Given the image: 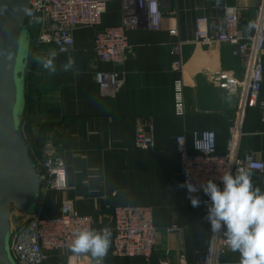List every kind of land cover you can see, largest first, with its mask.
<instances>
[{
    "label": "crops",
    "instance_id": "1",
    "mask_svg": "<svg viewBox=\"0 0 264 264\" xmlns=\"http://www.w3.org/2000/svg\"><path fill=\"white\" fill-rule=\"evenodd\" d=\"M259 1L163 0L159 30L140 25L128 32L129 48L119 65L97 60L90 29L74 31V47L67 54H59L51 46H37L41 58H52L50 54L55 53V71L38 64L31 79L28 109V65L21 130L23 125L28 128L30 148L61 156L67 169L66 192L41 194L39 210L56 216L61 202L68 200L79 216L91 220V229L108 227L111 232L116 207H148L153 213L155 245L150 260L114 258L110 245L103 264H198L210 229L201 221V205L192 207L184 189L177 187L183 180L176 138L184 136L190 145L193 133L213 132L218 154L229 153L241 89L217 88L213 80L221 74L242 82L243 67L232 46L197 44L195 21L219 18L226 8L237 7L241 12L238 28L250 36L255 33ZM101 21L103 27L119 25L120 4L110 2ZM174 46L180 47V72L173 69ZM31 47L30 42L29 62ZM70 58L75 63L64 70ZM261 62L259 101L246 111L236 151L239 155L251 153L264 164V56ZM97 72L119 73L122 88L102 95L94 79ZM176 81L182 82V116L174 110ZM138 127L152 133V151L135 149ZM252 184L264 193V170L252 172ZM199 197L203 201V195ZM173 220L180 230L169 234L166 230ZM87 259L95 262L90 253L77 254L70 249L54 262L76 264ZM240 259L238 251L230 250L220 264H240Z\"/></svg>",
    "mask_w": 264,
    "mask_h": 264
},
{
    "label": "built area",
    "instance_id": "2",
    "mask_svg": "<svg viewBox=\"0 0 264 264\" xmlns=\"http://www.w3.org/2000/svg\"><path fill=\"white\" fill-rule=\"evenodd\" d=\"M116 1L121 7V21L117 26L103 27L102 16L107 5ZM163 0H31L30 9L34 16L27 15L26 21L36 24L38 46H51L59 54H67L74 47L73 33L76 29L94 31V53L100 63L119 65L124 62L129 45L128 32L144 25L150 31H157L162 21L161 2ZM43 18L35 22V18ZM241 12L237 7H228L219 18L199 17L195 21L194 41L204 46L228 44L233 54L242 59L243 80L237 82L224 78L221 74L214 77L217 88L241 89L237 120L232 132L231 148L228 154L217 152L216 137L213 132H195L191 142L184 136L176 138V154L180 160L183 182L190 178L198 188L211 179L223 190L222 176L230 172L237 174L238 168L252 172H262L264 164L257 161L251 153L239 155L236 145L241 138V126L246 111L257 106L262 88L264 56V0L258 4V17L255 33L244 36L238 26ZM176 60L173 69L181 71L179 60L180 47L172 49ZM95 83L102 95L114 94L123 86V78L117 72H97ZM264 106V105H263ZM174 110L177 116L185 114L182 82L174 85ZM134 147L148 152L154 149L152 133L138 127ZM40 176L41 194L48 192L64 193L67 190V169L59 155L43 158L34 162ZM187 173V176H186ZM185 193L186 190L184 189ZM187 194V193H186ZM201 221L210 229L208 244L204 253L197 258L198 264H220L231 250L225 236L222 222L219 232L211 230L208 220L210 198L201 190ZM28 215L20 225L10 228L9 252L16 264H62L56 258L70 250L78 230L91 229V220L79 216L68 200L61 202L56 216L45 215L39 210ZM175 220L167 228V233L178 232ZM155 245L153 213L148 207L122 206L112 212L111 252L114 258L148 262ZM76 264H95L92 259L78 260Z\"/></svg>",
    "mask_w": 264,
    "mask_h": 264
},
{
    "label": "water",
    "instance_id": "3",
    "mask_svg": "<svg viewBox=\"0 0 264 264\" xmlns=\"http://www.w3.org/2000/svg\"><path fill=\"white\" fill-rule=\"evenodd\" d=\"M30 1L0 0V264H16L9 252L11 209L33 215L40 198V176L21 134L31 42L25 9Z\"/></svg>",
    "mask_w": 264,
    "mask_h": 264
},
{
    "label": "clouds",
    "instance_id": "4",
    "mask_svg": "<svg viewBox=\"0 0 264 264\" xmlns=\"http://www.w3.org/2000/svg\"><path fill=\"white\" fill-rule=\"evenodd\" d=\"M25 13L30 17L34 16L31 9H25ZM42 19L36 17L35 22H42ZM50 55L52 58L36 59L45 69L54 72L55 53ZM11 56V52L7 53L9 59ZM74 63L70 58L64 70H68ZM221 179L224 184L223 190L211 179L198 188L188 178L177 187L186 190L187 199L194 208L202 203L197 194L201 190L210 198L212 204L208 220L211 230L219 232L223 222L227 228L225 232L227 244L232 251L240 253V264H264V193L259 187L253 188L252 173L245 168H238L235 176L225 172ZM74 236L69 245L73 253H90L95 258V264H103L111 245L110 228L82 229L74 233Z\"/></svg>",
    "mask_w": 264,
    "mask_h": 264
},
{
    "label": "rangeland",
    "instance_id": "5",
    "mask_svg": "<svg viewBox=\"0 0 264 264\" xmlns=\"http://www.w3.org/2000/svg\"><path fill=\"white\" fill-rule=\"evenodd\" d=\"M25 27L28 30V32L30 33L31 45H32L31 48L33 50L31 52V55H30L29 68H28V73H27V78H26V99H27L26 107L28 109H30L31 108V94H32V90H33L31 87V81H32L31 79H32V75H34V71L36 70V68L39 64L37 62L36 58L41 57V55L38 54L39 48H37L38 45L36 44L37 31H38L36 24H32L30 22L25 21ZM21 134H22V138L24 139L25 142L27 141V138L28 139L31 138L30 132L25 125L22 126ZM29 156H30L32 161L40 162L43 158L48 157V156H53V155L47 153L43 149H37L36 150V149L30 148L29 149ZM27 219H28L27 216H23L14 208L11 209V212H10L11 228H14V227L20 225L21 223H23Z\"/></svg>",
    "mask_w": 264,
    "mask_h": 264
},
{
    "label": "trees",
    "instance_id": "6",
    "mask_svg": "<svg viewBox=\"0 0 264 264\" xmlns=\"http://www.w3.org/2000/svg\"><path fill=\"white\" fill-rule=\"evenodd\" d=\"M30 34V33H29ZM30 39H31V37H30ZM25 113V112H24ZM26 144H27V146H28V151H29V149H30V146H29V143L26 141Z\"/></svg>",
    "mask_w": 264,
    "mask_h": 264
},
{
    "label": "bare ground",
    "instance_id": "7",
    "mask_svg": "<svg viewBox=\"0 0 264 264\" xmlns=\"http://www.w3.org/2000/svg\"><path fill=\"white\" fill-rule=\"evenodd\" d=\"M21 214V213H20ZM23 216H27V215H24V214H22ZM9 225H10V218H9ZM10 228H11V225H10Z\"/></svg>",
    "mask_w": 264,
    "mask_h": 264
}]
</instances>
